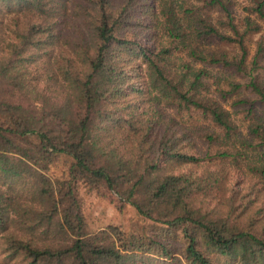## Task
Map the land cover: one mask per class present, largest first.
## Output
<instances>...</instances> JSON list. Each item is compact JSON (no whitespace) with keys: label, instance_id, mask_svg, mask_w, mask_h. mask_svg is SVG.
<instances>
[{"label":"trees","instance_id":"1","mask_svg":"<svg viewBox=\"0 0 264 264\" xmlns=\"http://www.w3.org/2000/svg\"><path fill=\"white\" fill-rule=\"evenodd\" d=\"M0 263L264 264V0H0Z\"/></svg>","mask_w":264,"mask_h":264},{"label":"rangeland","instance_id":"2","mask_svg":"<svg viewBox=\"0 0 264 264\" xmlns=\"http://www.w3.org/2000/svg\"><path fill=\"white\" fill-rule=\"evenodd\" d=\"M238 10H240L239 7ZM80 195L84 200L87 223L91 231L111 224L130 227L137 220L135 211L131 208L120 213L114 210L106 200L99 199L93 194H87L84 189H81Z\"/></svg>","mask_w":264,"mask_h":264}]
</instances>
